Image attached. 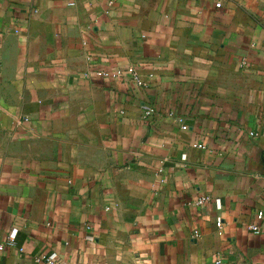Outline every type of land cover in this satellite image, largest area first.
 I'll use <instances>...</instances> for the list:
<instances>
[{
    "label": "crops",
    "instance_id": "0c3cea01",
    "mask_svg": "<svg viewBox=\"0 0 264 264\" xmlns=\"http://www.w3.org/2000/svg\"><path fill=\"white\" fill-rule=\"evenodd\" d=\"M261 212L264 0H0V264H264Z\"/></svg>",
    "mask_w": 264,
    "mask_h": 264
},
{
    "label": "built area",
    "instance_id": "2783aa9c",
    "mask_svg": "<svg viewBox=\"0 0 264 264\" xmlns=\"http://www.w3.org/2000/svg\"><path fill=\"white\" fill-rule=\"evenodd\" d=\"M216 6H217V8H221L222 4L218 3ZM241 64H242L243 67H246L248 65V62L246 60H244ZM129 73H131L133 75L134 79L139 82V78L135 74L134 69H129ZM96 75L98 77L102 78V79H118V78H120L123 75V71L110 72V71H106V70H99V71L96 72ZM154 113H155L154 109H149L148 111H146L145 115H146V117H150ZM184 129H185V127H184ZM250 135L253 136V137H258V134H255V133H251ZM207 201L208 200L206 198H201V199L198 200L196 205L199 206V207H203V206H205V204H207ZM263 217H264V215L261 212L258 215V218L260 220H262ZM217 227L219 228V230L222 229L223 226H222V223L220 221L217 223ZM249 229L254 234H258V235L264 234V226L263 225L258 226V225L254 224V225H251L249 227ZM12 239H14V238H12ZM53 260H54L53 257H49V258L41 257V258H38L36 260V262H37V264H53ZM215 264H223L222 259L220 257H218L216 259V261H215Z\"/></svg>",
    "mask_w": 264,
    "mask_h": 264
}]
</instances>
